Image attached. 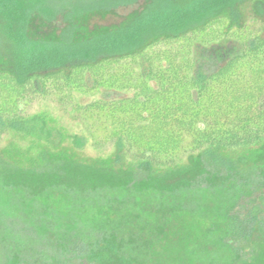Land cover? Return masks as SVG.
I'll return each mask as SVG.
<instances>
[{"label":"trees","instance_id":"1","mask_svg":"<svg viewBox=\"0 0 264 264\" xmlns=\"http://www.w3.org/2000/svg\"><path fill=\"white\" fill-rule=\"evenodd\" d=\"M137 2L0 0V140L56 148L61 134L27 112L55 98L114 149L110 164L0 150V264H147L160 244L161 264H264V0H145L87 25ZM223 42L197 69L195 50ZM99 89L123 96L74 100Z\"/></svg>","mask_w":264,"mask_h":264},{"label":"rangeland","instance_id":"2","mask_svg":"<svg viewBox=\"0 0 264 264\" xmlns=\"http://www.w3.org/2000/svg\"><path fill=\"white\" fill-rule=\"evenodd\" d=\"M145 4V0H138L135 5L124 7L115 10L114 12L97 16L88 20L87 25L92 28H103L116 24L121 19L132 11L141 9ZM242 16L245 22L252 21V12L250 4H244L242 8ZM35 31L40 34L46 35L50 33H57V27L54 25H41L38 23L33 24ZM231 43L223 42L219 48H198L195 50V60L197 69L210 71L214 68L215 64H219L220 60L225 58V50H231ZM219 52V53H218ZM74 100L78 105H85L94 99H116L123 94L112 91L99 89L92 94L80 95L74 94ZM27 112L37 113L46 116V122L49 128L58 131L61 134V141L56 148H48L45 143L39 145L33 144L29 139L23 138L18 134L6 132L0 140V150H6L11 153V157L16 160L17 163L28 164L29 160L36 157L37 153L42 148H48L56 152H64L82 162L86 163H111L113 157V146L111 144L92 146L90 140L84 134V126L81 117L72 106L60 104L55 98H46L43 100L35 101L27 108ZM72 134H77L86 137L85 146L76 150L70 143ZM165 245V244H164ZM161 244L156 245L149 252L147 264H161ZM225 260L223 255L221 258L217 257V261ZM205 262V261H204ZM190 264V263H189Z\"/></svg>","mask_w":264,"mask_h":264}]
</instances>
